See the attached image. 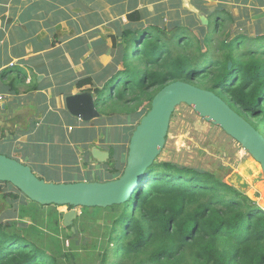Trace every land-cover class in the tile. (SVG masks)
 <instances>
[{
  "label": "trees",
  "instance_id": "1",
  "mask_svg": "<svg viewBox=\"0 0 264 264\" xmlns=\"http://www.w3.org/2000/svg\"><path fill=\"white\" fill-rule=\"evenodd\" d=\"M141 19L137 10L126 15L127 25L113 39V65L102 70L107 78L97 81L100 87L90 77L75 84L93 87L88 91L99 113H118V123L130 125L123 130L126 140L153 97L175 81L213 92L264 137V34H236L217 45H210L215 41L207 35L202 52L203 42H193L181 27L138 28ZM213 21L214 30L223 29L231 17L220 10ZM14 74L17 80L25 77L20 70ZM143 102L147 110H138ZM110 165H105L107 178L99 166L94 176L104 182L121 176L124 166ZM6 186L11 187L0 183L1 209L36 225L0 218V264H264V210L204 171L154 162L128 202L104 209L105 217L90 213L100 208H81L74 232L61 227L58 206L38 205ZM86 221L105 224L95 233ZM80 232L89 240L79 239Z\"/></svg>",
  "mask_w": 264,
  "mask_h": 264
},
{
  "label": "rangeland",
  "instance_id": "2",
  "mask_svg": "<svg viewBox=\"0 0 264 264\" xmlns=\"http://www.w3.org/2000/svg\"><path fill=\"white\" fill-rule=\"evenodd\" d=\"M58 4L60 5V10H58L60 17L65 15L70 17L69 19L74 22L73 26L75 28L78 27L83 30V26H86L93 32L97 31L98 34H94L92 41L104 42L103 49L107 50L106 67L113 65V39L117 38L123 27L127 25L126 15L135 10L140 12L142 18L140 24L137 25L138 28H145L152 24H158L167 28L176 25L184 29L193 42L197 40L203 42L205 37L210 35L212 41L215 42L212 43L210 41L209 44L217 45L215 44L217 40L227 37L232 38L236 34L248 37L264 34V0L45 1L47 8H53ZM220 10L226 11L230 15L231 21H226L223 24V29L214 30V13ZM200 16L207 21V25L202 24L199 19ZM201 48L202 52L207 51L204 42ZM215 57H217L216 51ZM113 68L104 72L110 73ZM92 69L96 73L101 71L99 67L92 66ZM101 74L93 82L96 87L99 85L97 83L98 80L102 82L108 76L106 73L102 76ZM72 88H74L73 85H71ZM35 98V102L40 100L39 96ZM58 101L59 104H62L61 98H58ZM138 110H147V102H143L138 107ZM37 114V112L35 115L32 113L34 116H37ZM62 114L65 122L63 127L57 129V135L66 136L72 147L62 148L46 145L45 142L48 141L46 137L47 130L43 128V131L37 135L39 145H26L23 152H19L23 156V164L29 165L28 167H30L33 174L36 175L37 171L34 170L33 161L29 159L32 158V155L37 157L41 153V157H37L38 162L45 161L50 166L40 168L41 173L44 174L40 178H44L52 183L68 184L89 180L86 175L90 173L91 181L104 182L106 181L104 178H107L104 172L107 163L95 162L90 155L92 148H97L111 156V158L109 157L106 160V162L109 161L111 164L109 168L116 165L118 169H122L125 166L129 141L124 138L123 130L124 128L129 129L131 127L130 125L121 126L118 123L120 120L118 113H112L111 111L106 114L99 113L100 117L89 123H82L66 111H62ZM28 115L29 113L26 112L24 117L27 118ZM33 124L32 121H29L26 123V126L30 128L34 126ZM67 126L72 128V131L69 133L67 132ZM27 128L19 131V134H23L25 137V142H27ZM30 142H33L32 138ZM20 145H24V143L21 142ZM10 146L7 142L0 144V155L13 158L15 161L21 163L19 161L20 158L16 159L15 157L17 156V152L15 156H11L13 150ZM57 150L62 152V158L60 159L57 157ZM42 157H45L46 160L42 159ZM75 162H77L78 167H69ZM155 162H167L180 167L204 171L214 177L221 178L228 185L244 193L264 210V178L259 164L219 127L199 118L186 105H180L174 110L170 118L164 147ZM96 165L100 167L99 172L102 173L104 178L94 176L96 171L93 167ZM6 188L12 191L13 187L6 186ZM104 209H92L93 211H90V213L97 217H105L107 213L103 211ZM6 210L0 207V218L15 221L18 224L36 225V222L31 218L23 217L20 219L17 211L13 215H10ZM56 211L64 215L69 211V207H58ZM76 212L77 217L73 221V224H75L77 218L81 219L83 217L84 211L82 212L81 208H77ZM59 222L62 227V219ZM85 224L92 226L93 232L101 233V227L104 226L105 222L100 227L91 221H86ZM81 228L82 226L78 225V230ZM78 237L79 239L84 238L89 240V238H86V234L82 232H80Z\"/></svg>",
  "mask_w": 264,
  "mask_h": 264
},
{
  "label": "crops",
  "instance_id": "3",
  "mask_svg": "<svg viewBox=\"0 0 264 264\" xmlns=\"http://www.w3.org/2000/svg\"><path fill=\"white\" fill-rule=\"evenodd\" d=\"M45 1L49 0H0V73L6 71L0 77V144L11 145V156L17 152L15 157L20 158L22 164L24 160L19 152H23L26 145H39L37 135L43 128L47 130L46 145L72 147L66 136L57 135V129L65 122L62 114L66 111L64 99L92 89L90 86L77 89L75 84L87 77L95 82L107 65L104 42L92 41L97 31L86 26H83L84 31L75 28L70 17H60L59 4L47 8ZM92 66L101 71L96 73ZM17 70L24 73L23 80L16 79L14 72ZM71 85L74 88L71 89ZM37 96L40 100L35 102ZM58 98H61L63 108ZM26 112L29 113L27 118L24 117ZM36 112L38 114L34 116ZM29 121L34 126L27 128ZM26 128L27 142L23 134H19ZM70 131L72 128L67 126V132ZM21 142L24 145H20ZM59 151L56 154L60 159L62 152ZM40 154L37 157H41ZM37 157L32 155L29 160L33 161L36 176L42 177L40 168L50 165L45 161L38 162ZM69 167L76 168L78 164L75 162Z\"/></svg>",
  "mask_w": 264,
  "mask_h": 264
},
{
  "label": "water",
  "instance_id": "4",
  "mask_svg": "<svg viewBox=\"0 0 264 264\" xmlns=\"http://www.w3.org/2000/svg\"><path fill=\"white\" fill-rule=\"evenodd\" d=\"M199 19L207 25L202 16ZM230 66L228 63V69ZM64 105L69 115L83 123L100 117L90 91L65 97ZM180 105L190 107L199 118L219 127L239 144L259 164L264 178V137L213 92L175 81L153 97L149 111L132 132L125 167L117 179L102 183L45 182L37 178L30 167L0 155V183L10 184L38 205L69 207L70 210L62 217V225L74 232L72 225L77 217V208L104 209L121 205L141 187L145 173L164 147L170 118ZM90 155L100 163L109 158V154L97 148H92Z\"/></svg>",
  "mask_w": 264,
  "mask_h": 264
},
{
  "label": "flooded vegetation",
  "instance_id": "5",
  "mask_svg": "<svg viewBox=\"0 0 264 264\" xmlns=\"http://www.w3.org/2000/svg\"><path fill=\"white\" fill-rule=\"evenodd\" d=\"M98 113H99V112H98ZM82 123H83V122H82ZM130 137H131V136H130ZM101 140H102V139H101ZM128 144H129V143H128ZM127 152H128V147H127ZM109 157H111V156H109ZM126 158H127V156H126ZM95 162H97V161L95 160ZM97 163H98V162H97ZM105 163L108 164L109 161H107V162L105 161ZM124 167H125V166H124ZM89 169H91V168H89ZM93 169L97 172V170H98L99 168H98V166L96 165L95 167H93ZM122 172H123V171H122Z\"/></svg>",
  "mask_w": 264,
  "mask_h": 264
},
{
  "label": "built area",
  "instance_id": "6",
  "mask_svg": "<svg viewBox=\"0 0 264 264\" xmlns=\"http://www.w3.org/2000/svg\"><path fill=\"white\" fill-rule=\"evenodd\" d=\"M2 97H0V101H1Z\"/></svg>",
  "mask_w": 264,
  "mask_h": 264
}]
</instances>
